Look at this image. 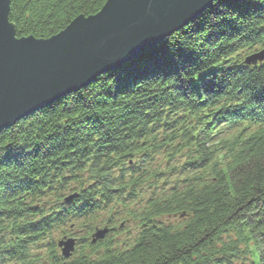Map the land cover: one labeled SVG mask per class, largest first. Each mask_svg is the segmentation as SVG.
<instances>
[{
  "label": "trees",
  "instance_id": "obj_1",
  "mask_svg": "<svg viewBox=\"0 0 264 264\" xmlns=\"http://www.w3.org/2000/svg\"><path fill=\"white\" fill-rule=\"evenodd\" d=\"M235 1L0 132V264H264V60L244 65L264 0ZM105 2L11 0L9 19L44 39Z\"/></svg>",
  "mask_w": 264,
  "mask_h": 264
},
{
  "label": "water",
  "instance_id": "obj_2",
  "mask_svg": "<svg viewBox=\"0 0 264 264\" xmlns=\"http://www.w3.org/2000/svg\"><path fill=\"white\" fill-rule=\"evenodd\" d=\"M216 0H106L47 39L18 38L0 0V131L172 36ZM103 233L97 234V238ZM74 241L64 243V254Z\"/></svg>",
  "mask_w": 264,
  "mask_h": 264
},
{
  "label": "bare ground",
  "instance_id": "obj_3",
  "mask_svg": "<svg viewBox=\"0 0 264 264\" xmlns=\"http://www.w3.org/2000/svg\"><path fill=\"white\" fill-rule=\"evenodd\" d=\"M216 1H219V0H216ZM216 1H214V2H216ZM214 2L212 3V5L214 4ZM157 44H159V43H157ZM157 44H155V45H157ZM255 54H259V52L258 53H255ZM246 61H247V64H244V65H246V67H251L252 65H251V61H249L248 59H246ZM183 63H185V62H183ZM244 63H245V61H244ZM246 67L245 68H241V69H243V70H246ZM251 70H252V68H250ZM263 74H264V70H263ZM188 78H190L189 79V82L192 84V86H196V87H203L204 86V83L202 84L201 82V79L199 78L200 77V75H196V74H192L191 75V77L190 76H187ZM263 81H261L260 83H262ZM202 84V85H201ZM260 88H261V84H260ZM83 89V88H82ZM81 90V89H80ZM79 91V90H78ZM75 92V91H74ZM259 92H261L262 94H261V98H264V91L262 92L261 90L259 91ZM55 102V101H54ZM231 109H234V106H232V105H230L229 106ZM26 118V117H25ZM25 118H22L21 120H23V119H25ZM21 120H19V122L21 121ZM18 123V122H17ZM16 123V124H17ZM16 124H14L13 126H15ZM13 126H9V127H7V128H11V127H13ZM7 128H5V129H7ZM1 132V131H0ZM182 143V142H181ZM138 157V156H137ZM134 161H132L131 163H133ZM124 163H126V162H124ZM130 163V164H131ZM48 173L47 174H43V175H40L39 177H38V179H40V180H57V179H62V177L64 176V174H65V172H63V171H56L55 169H53V168H48ZM60 175H63V176H60ZM67 177V176H66ZM37 183V182H36ZM37 185V184H36ZM36 185H33V186H36ZM18 193V192H17ZM17 193H14V195L16 196V194ZM17 197H19V195L17 196ZM20 197H21V201H23V200H25L24 198H26V195H22L21 193H20ZM4 198L5 197H3L2 199H0V213L1 214H3L2 212L4 211V208H2V207H4L3 206V203H4ZM68 198H70V197H68ZM71 199V198H70ZM7 203H8V201H7ZM70 207H71V205H69ZM7 207H8V204H7ZM35 208V207H34ZM37 208V207H36ZM6 210V209H5ZM86 209H84V207H80L77 211H85ZM23 228H26V227H23ZM19 234H20V237L21 236H25V234L26 233H20L19 232ZM59 256L62 258H65L64 256H62V255H60L59 254ZM69 258L70 257H68L67 259L69 260ZM3 259L4 260H6L7 259V257H3ZM52 259L53 260H55V261H57L58 260V256L55 254V252H53L52 253ZM113 259H115L114 257H112L111 258V260H113ZM110 260V261H111ZM59 261H61V260H59Z\"/></svg>",
  "mask_w": 264,
  "mask_h": 264
},
{
  "label": "rangeland",
  "instance_id": "obj_4",
  "mask_svg": "<svg viewBox=\"0 0 264 264\" xmlns=\"http://www.w3.org/2000/svg\"><path fill=\"white\" fill-rule=\"evenodd\" d=\"M238 1H243V0H237V1H235V2H238ZM215 3V2H214ZM213 5H211L210 7H212ZM209 7V8H210ZM209 8H207L205 11H207ZM205 11H203L201 14H203ZM10 14V13H9ZM200 14V15H201ZM94 15V14H93ZM196 19V18H195ZM195 19H193L192 21H194ZM192 21H190V22H192ZM9 22L10 23H12L11 21H10V19H9ZM189 22V23H190ZM188 23V24H189ZM187 24V25H188ZM187 25H185L184 27H186ZM184 27L183 28H181L180 30H182V29H184ZM180 30H178V31H180ZM177 31V32H178ZM15 32H16V28H15ZM16 36H17V34H16ZM18 38H21V37H28V36H21V37H19V36H17ZM34 37V36H33ZM171 37V36H170ZM34 38H36V37H34ZM50 38V37H49ZM167 38H169V37H167ZM166 38V39H167ZM36 39H42V38H36ZM44 39H47V38H44ZM166 39H164V40H166ZM163 40V41H164ZM163 41H161V42H163ZM161 42H159V43H161ZM155 46V45H154ZM154 46H152V47H154ZM251 46V45H250ZM250 46H247V47H250ZM259 45L258 44H253V48L252 49H254V48H256V47H258ZM149 49V48H148ZM148 49H146L145 51H147ZM251 50V49H250ZM144 51V52H145ZM247 52V49H246V47H242V48H239L236 52H235V54H236V56L235 57H237V58H239V57H241V55H243V54H245ZM172 55H174V62L173 61H169L170 62V65H178L177 64V62L179 61V62H181V61H183V60H180V57L178 58L175 54H172ZM234 56H230L229 57V61L228 62H231L234 58H235ZM128 62H130V61H128ZM128 62H126V63H128ZM126 63H124L123 65H125ZM182 63V62H181ZM143 64H144V62H143ZM146 64V63H145ZM122 65V66H123ZM121 66V67H122ZM120 68V67H119ZM146 68V67H145ZM144 68V69H145ZM101 76V75H100ZM259 90V89H258ZM72 92H74V91H72ZM71 93V92H70ZM65 96V95H64ZM59 100V99H58ZM139 122H141V120H139ZM141 123H143V122H141ZM134 159H131V158H127V159H125V161H126V163L128 164V165H131L130 163L133 161ZM112 193H115V194H117V192H115L114 190L112 191ZM114 197H116V195H114ZM104 226L103 225H98L97 227H94L92 230H93V234H99L101 231H103L104 230ZM67 241V240H65L63 237L60 239V240H56V241H52L51 242V247H53V248H56L57 250H58V253L60 254L61 252H62V249H61V242L62 241ZM9 257V256H8Z\"/></svg>",
  "mask_w": 264,
  "mask_h": 264
}]
</instances>
